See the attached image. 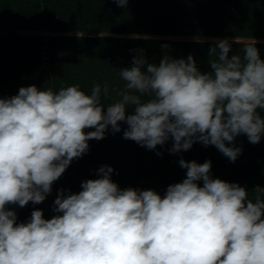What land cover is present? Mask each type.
<instances>
[{
  "label": "clouds",
  "instance_id": "obj_1",
  "mask_svg": "<svg viewBox=\"0 0 264 264\" xmlns=\"http://www.w3.org/2000/svg\"><path fill=\"white\" fill-rule=\"evenodd\" d=\"M114 2L123 8L128 0ZM230 50L227 39L215 42L208 73L191 54L186 60L165 55L158 66L134 57L120 70L122 99L107 107L99 84L91 95L78 85L57 92L32 85L0 98V264H264V188L253 189L250 199L239 184L213 179L211 161L181 159L186 178L163 197L121 189L105 165L79 193L61 190L54 201L61 214L51 219L37 209L17 223L15 211L6 209L42 203L71 162L86 154L88 141L104 139L109 126L120 132L121 121L123 137L149 150L171 137L172 153L202 142L234 162L242 151L237 136L252 144L264 136L257 111L264 110V60L255 44L242 49L243 58H229Z\"/></svg>",
  "mask_w": 264,
  "mask_h": 264
},
{
  "label": "trees",
  "instance_id": "obj_2",
  "mask_svg": "<svg viewBox=\"0 0 264 264\" xmlns=\"http://www.w3.org/2000/svg\"><path fill=\"white\" fill-rule=\"evenodd\" d=\"M225 39L231 44L229 58L234 54L243 58L242 49L255 44L264 60V0H128L123 8L114 0H0V58L11 52L37 58V66L28 69L27 79L30 86L41 90L64 81L91 95L93 86L99 84L101 103L109 105L122 99L126 82L120 70L131 67L134 57L143 55L148 63L158 66L165 55L186 60L191 54L198 69L208 73L209 61L217 59L209 57L210 48ZM8 72L17 83L25 79L19 76V67ZM257 111L264 118V110ZM124 130L111 135L128 144L120 160L112 162L116 176L112 181L121 189H151L163 197L169 185L186 178L181 159L200 164L211 161L213 179L239 184L250 199L257 195L253 189L264 188V136L257 144L250 143L244 134L237 136L234 145L242 151L232 162L215 146L202 142L172 153L171 137L149 150L125 139ZM75 163L73 160L61 179L52 184L42 203L30 201L24 206L29 217L17 216V223L28 222L37 209L43 211L45 219L60 215L54 210V191L70 186L76 194L83 181L100 178L98 169L103 161L84 154ZM197 183L203 186L202 180ZM10 207L13 209V204L6 205L7 210Z\"/></svg>",
  "mask_w": 264,
  "mask_h": 264
},
{
  "label": "rangeland",
  "instance_id": "obj_3",
  "mask_svg": "<svg viewBox=\"0 0 264 264\" xmlns=\"http://www.w3.org/2000/svg\"><path fill=\"white\" fill-rule=\"evenodd\" d=\"M38 61L39 60L37 58L25 57L17 52H11L5 55L4 57L0 58V98H10L18 94V91L21 87L30 86L28 79H27L28 69H32L35 66H37ZM42 66H45V64H42ZM13 67H19L21 69V73L19 74V76L21 75V77L25 78L23 82L17 83L13 80L12 74L8 72V70ZM69 86H73V85H69L65 83L64 81L63 82L55 81L53 82L51 89L54 92H57L61 88L69 87ZM79 88L82 91H84L85 94L90 95L86 89L81 88V87ZM101 104L104 107L109 106V104H107L106 102H102ZM126 114H132L131 106L127 110ZM119 123H120L121 128L123 129L127 128V124L125 122L121 121ZM94 130L95 129H85V132L94 131ZM111 135H113V132L111 130V126H109L108 130L106 131L104 139H101V140L92 139L88 141L89 149L86 152V155L88 154L90 157L96 158L100 162L103 161L104 162L103 166L107 165L112 168L113 167L112 162H115L117 159L120 160L128 144L122 137L116 135L115 138H112ZM157 148H158V145L156 149ZM79 159L80 158L74 159V161H76L77 163ZM72 163L73 161L71 162V164ZM59 179H61V177ZM111 179L116 180L114 170L111 174ZM9 210L15 211L16 216H20L23 218L29 217L27 210L24 207L21 208L18 204H13V209L10 207Z\"/></svg>",
  "mask_w": 264,
  "mask_h": 264
},
{
  "label": "built area",
  "instance_id": "obj_4",
  "mask_svg": "<svg viewBox=\"0 0 264 264\" xmlns=\"http://www.w3.org/2000/svg\"><path fill=\"white\" fill-rule=\"evenodd\" d=\"M63 190V194L66 196L68 195L69 193H71V189H70V186H66L65 188L61 189ZM61 190L59 191H54L53 194L55 197H57L60 193H61Z\"/></svg>",
  "mask_w": 264,
  "mask_h": 264
}]
</instances>
